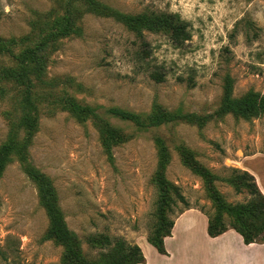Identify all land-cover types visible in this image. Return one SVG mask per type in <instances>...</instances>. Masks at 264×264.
Listing matches in <instances>:
<instances>
[{
  "label": "rangeland",
  "instance_id": "obj_1",
  "mask_svg": "<svg viewBox=\"0 0 264 264\" xmlns=\"http://www.w3.org/2000/svg\"><path fill=\"white\" fill-rule=\"evenodd\" d=\"M91 1L100 11L91 10ZM69 11L80 31L52 38L40 55L43 81L55 87L33 82L39 120L28 152L33 168L51 179L87 259L113 249V244L91 246L89 238L101 234L150 253L148 237L163 202L157 138L164 139L169 153L163 172L173 186L168 210L174 222L188 210L176 193L208 218L220 212L212 189L227 206L252 202L249 191L232 181L236 171H246L245 162L264 158V113L250 119L217 113L229 79L234 98L264 96V0H0V73L20 68L16 56L37 47L45 19L52 18L48 33H55ZM109 12L179 15L191 38L178 46L165 31L144 30L151 55L137 62L135 54L144 42ZM157 69L167 74L165 82L151 79L149 71ZM22 96V84L0 76V149L19 122ZM67 97L98 108L99 116L104 108L118 107L147 117L163 110L208 120L178 119L142 128L108 119L127 137L116 143L105 139L97 118L72 115ZM19 133L23 140L25 131ZM185 157L209 176L189 166ZM232 221L224 212V222ZM50 223L38 186L10 155L0 173V264H64L65 248L47 236Z\"/></svg>",
  "mask_w": 264,
  "mask_h": 264
},
{
  "label": "trees",
  "instance_id": "obj_2",
  "mask_svg": "<svg viewBox=\"0 0 264 264\" xmlns=\"http://www.w3.org/2000/svg\"><path fill=\"white\" fill-rule=\"evenodd\" d=\"M87 4L93 6V9L91 10L100 11L99 8L101 7L96 6L94 1ZM106 10V8H102L101 12H106ZM108 15L114 16L123 21L133 31L138 33L142 42H144V30L153 32L165 31L170 35L172 41L178 46L189 41L191 38L188 23L182 20L179 15L161 13L153 16L143 15L131 17L119 15L115 12H109ZM51 21L52 18H47L41 23V37H39L40 43L37 47L35 49H27L16 56L20 64V68L17 71L0 73V76H10L23 85V96L19 104V122L13 129L14 134L12 135L10 142L0 149V173L6 162L9 160L10 155L15 154L16 158L21 163L23 170L38 186L41 204L46 209L51 221L47 236L50 239H54L65 248L64 264H144L146 262V258L143 254V250L139 246L129 245L122 238L111 239L109 236L104 234L91 236L89 238V243L93 247L100 246L103 248L109 247L113 244L114 246L111 252L103 254L95 260L87 259L82 249L81 240L77 234L69 228L65 220V215L59 205L57 192L51 179L37 172L30 162L28 148L31 143V136L36 131L39 120V106L35 96V91L33 90L35 87L33 82L36 79L43 81L44 75V70L41 64L43 58L40 57V55L46 47L45 45L52 38L56 39L65 37L70 33L76 31V33H78L80 31V27L75 26L74 14L72 12L70 13V11L66 17L61 18L58 21H62L61 28L57 29L58 31L55 33H48V27ZM27 39L28 38L24 39V41L26 42ZM147 47L148 45L144 42L138 49V52L135 54L137 62H142L150 57L151 53L146 50ZM149 75L151 79L157 83L165 82L167 79V74L159 71L158 69L155 71H149ZM43 83L47 88L55 87L53 82L45 83L43 81ZM232 93V81L229 79L225 86L224 99L217 115L223 117L227 114H234L250 119L264 113L263 95L249 94L242 98H234L232 97ZM65 104L72 115L79 120L89 116L97 118L100 121L99 124L105 139L116 143L125 142L127 137L121 129L113 127L109 123L108 119L117 118L124 122H132L142 128L159 127L163 123L178 119H187L188 121H191L193 120L192 118H198V120L202 122H206L208 120V117H194L181 114L170 116L163 110L157 112L153 116L147 117L146 115L136 114L118 107L104 108L103 116H99L97 113L98 108L94 109L88 106H82L71 97H67L65 99ZM21 129H23L26 133L23 140L19 139L21 138L19 133V130ZM157 142L161 148V167L163 170L160 169L158 182L162 191L161 194L163 202L161 203L157 214L158 223L148 237V242L157 250L158 253L166 255L167 250L165 246V239L171 236L175 225V222L169 217L170 211L168 210V201H170L169 190L173 186L165 181L163 172L165 165L169 161V153L166 147V142L162 138H157ZM186 153L188 154L187 151ZM185 158V162L189 166H193L198 172H203V174L209 176L207 171L200 167L197 163L195 164L192 158ZM236 173L237 175L232 181L233 184H235L236 188H240V186L246 188L254 199L246 205H238L235 207L227 206L221 196L212 189L220 212L214 218L209 217L208 233L211 237H218L227 232L229 229H235L243 236L246 244L263 243L264 195L259 188L256 178L251 173L248 171H236ZM176 195L179 198V201L185 205L186 208L190 209L185 197L180 193H176ZM224 212L230 213L233 216V221L229 225L224 222Z\"/></svg>",
  "mask_w": 264,
  "mask_h": 264
},
{
  "label": "crops",
  "instance_id": "obj_3",
  "mask_svg": "<svg viewBox=\"0 0 264 264\" xmlns=\"http://www.w3.org/2000/svg\"><path fill=\"white\" fill-rule=\"evenodd\" d=\"M263 167L264 158H260L245 162L243 169L256 178L264 195ZM208 226L209 218L205 213L186 210L176 220L172 236L165 239L167 254H160L147 245L150 253L142 248L146 258L144 264H264V242L246 244L235 229L211 237Z\"/></svg>",
  "mask_w": 264,
  "mask_h": 264
}]
</instances>
